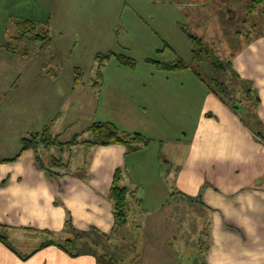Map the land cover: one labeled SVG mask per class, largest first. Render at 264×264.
<instances>
[{"label": "crops", "instance_id": "crops-1", "mask_svg": "<svg viewBox=\"0 0 264 264\" xmlns=\"http://www.w3.org/2000/svg\"><path fill=\"white\" fill-rule=\"evenodd\" d=\"M246 4L264 9L263 0ZM59 7V0H0V142H10L0 144V235L7 240H0V264H96L93 255L71 256L57 244L76 231L114 233L109 193L118 169L119 185L132 191L126 228L143 253L149 247L174 264H264V34L228 59L258 98L250 117L189 68L123 71L139 125L122 131L149 138L128 152L121 143L90 145L93 137L79 136L105 120L95 118L113 85L102 97L83 72L76 78L79 67L27 68V52L4 46L18 20L53 27ZM90 27L66 39L84 40ZM187 76L195 78L189 87ZM79 116L90 121L77 127ZM45 128L60 145L22 150L23 137ZM48 240L55 243L41 247Z\"/></svg>", "mask_w": 264, "mask_h": 264}, {"label": "rangeland", "instance_id": "rangeland-1", "mask_svg": "<svg viewBox=\"0 0 264 264\" xmlns=\"http://www.w3.org/2000/svg\"><path fill=\"white\" fill-rule=\"evenodd\" d=\"M59 1V17L56 18V24L52 27L50 21L47 25L48 28L50 27L51 37L48 45L42 46L40 40L34 41L31 37L15 39L14 36L20 33L15 27L9 28L7 33L11 35L14 50L28 53L27 68H39L41 62L44 63V66L42 65L44 70L60 69L71 72L73 68L79 67L85 74L84 80H88L91 84L97 83L94 85L102 90V97L109 86L113 85L108 95L111 99L105 102L103 99L95 118L103 117L101 119L105 120L95 121L112 122L121 131L133 129L136 124L139 125L134 116L137 111L134 109L136 102L132 98V90L129 87L131 78L127 76L131 74V69H162L158 66L159 61L190 63V67L186 66L181 69V72L188 68L195 72L199 70L202 78L206 79L210 85H214L216 80L224 83L234 92L236 99H242V102H239L233 97V103L239 108L242 116L249 117L243 106L245 95H243L242 87L239 81L234 79L227 62L235 51L264 34L263 7L251 9L246 6L249 0ZM63 20V24L68 21L73 28L69 30L66 26L60 25V21ZM79 26H91L88 38L66 39L69 37L66 36L69 31L73 32ZM186 32L200 40L201 44L198 43L199 46L196 48L199 50L196 51L199 62L191 63L190 57L193 56L190 48L191 41ZM104 56L113 57L107 58L100 66L101 58ZM115 56L133 58L135 65L122 64ZM215 58L223 62L222 68L214 65L212 59ZM99 66L100 75L97 69ZM1 68L3 64L0 60ZM114 80L120 83H115ZM186 80L189 87L194 84L195 78L187 76ZM248 105L251 104L248 103ZM78 119L76 125L82 127L84 123L90 121V116H79ZM134 132L136 131H131V133ZM79 136L83 140L93 137L90 131H82ZM6 143L10 144L8 141L0 142V144ZM11 143L14 144V142ZM78 154L74 153L73 158H77ZM164 154L163 150L161 153L163 160ZM198 229L190 231L195 232ZM188 237V240L193 239V236ZM136 244V250L140 251V242ZM154 251L148 247V251L142 252L138 260L131 259L134 252H128L129 264H174V260L171 259L162 262L163 254L158 255Z\"/></svg>", "mask_w": 264, "mask_h": 264}, {"label": "trees", "instance_id": "trees-1", "mask_svg": "<svg viewBox=\"0 0 264 264\" xmlns=\"http://www.w3.org/2000/svg\"><path fill=\"white\" fill-rule=\"evenodd\" d=\"M17 29L19 30V35L14 36L15 39L21 40L24 38L31 37L34 41L40 40L42 46L48 45L51 42V37L49 35V28L47 25H39L31 20H18L16 22ZM38 30V31H36ZM188 37L193 45V62H199L200 59L196 55V48L199 46L200 40L198 37L189 34ZM32 34V36H29ZM199 43V44H198ZM4 46L12 51H14L13 43L11 39L4 43ZM199 51V50H198ZM201 51V50H200ZM201 56V55H199ZM99 58V56H97ZM113 56H104L101 58V64L107 59ZM117 60L122 64H127L134 66L135 61L133 58L126 56H115ZM212 62L216 67H223V62L221 60L212 59ZM158 63V62H157ZM230 70L233 74L234 79L239 81L240 86L242 87L243 95H245L244 103H250V110L247 109L245 105L244 110H248L249 117L251 115V110L255 109L257 106V96L253 92L252 85L249 82L242 80L235 72L232 70V66L230 61L227 62ZM100 66L98 70V74L100 75ZM158 66L162 69L173 70V69H183L186 66L183 62L171 63V62H162L159 61ZM76 78L79 79L82 73L80 68H76ZM199 71V70H198ZM196 71V74L202 78L200 72ZM204 79V78H202ZM206 80V79H204ZM210 85V84H209ZM212 89L222 97V99L226 102V104L230 105L235 111L239 112V108L234 105L233 97L234 92H232L224 83L219 81H214V85H210ZM235 100H239L242 102L241 98L235 97ZM249 106V105H248ZM253 108V109H252ZM259 126V124H257ZM92 134L93 139L86 141L90 145H106L110 143H121L126 145L127 151L132 152L139 149L142 145L147 144L149 142V138L144 136L139 132H125L119 130L116 125L109 121H97L93 122L88 128ZM259 133V132H258ZM264 137V134H262ZM22 150L33 148L37 151L40 145L44 147H50L54 145H60L61 143L53 137L47 128H45L42 132H38L35 134H31L27 137H23L21 139ZM73 143V141L71 142ZM120 180V170L118 169L115 173L114 180L110 189L109 197L114 206V215H115V229L114 233L104 234L100 233L96 229H91L89 231H76L73 237L66 238L62 242L57 245L60 246L65 252H67L71 256H78L83 253L91 254L96 259V264H129L128 252H134L132 254L131 259L137 260L142 255V245L140 247V251L136 250L137 244L136 242H140L133 232H130L126 228L128 223V197L132 194L128 188L119 185ZM69 223V222H67ZM0 240L7 244V240L4 236L0 235ZM55 243L52 240L44 241L41 244V247L46 245ZM136 250V252H135ZM130 259V261H131ZM136 260V261H137ZM133 261V260H132Z\"/></svg>", "mask_w": 264, "mask_h": 264}]
</instances>
